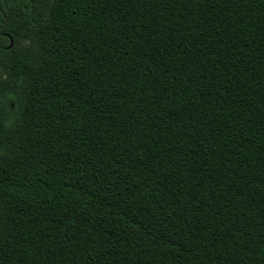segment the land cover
<instances>
[{"label":"trees","instance_id":"trees-1","mask_svg":"<svg viewBox=\"0 0 264 264\" xmlns=\"http://www.w3.org/2000/svg\"><path fill=\"white\" fill-rule=\"evenodd\" d=\"M0 264H264V0H0Z\"/></svg>","mask_w":264,"mask_h":264}]
</instances>
